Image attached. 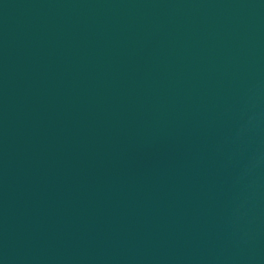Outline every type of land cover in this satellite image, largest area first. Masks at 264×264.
<instances>
[{
  "label": "water",
  "instance_id": "water-1",
  "mask_svg": "<svg viewBox=\"0 0 264 264\" xmlns=\"http://www.w3.org/2000/svg\"><path fill=\"white\" fill-rule=\"evenodd\" d=\"M0 264H264V0H0Z\"/></svg>",
  "mask_w": 264,
  "mask_h": 264
}]
</instances>
